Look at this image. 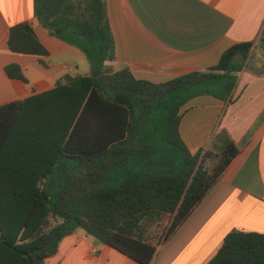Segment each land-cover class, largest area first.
Here are the masks:
<instances>
[{"label":"trees","instance_id":"trees-1","mask_svg":"<svg viewBox=\"0 0 264 264\" xmlns=\"http://www.w3.org/2000/svg\"><path fill=\"white\" fill-rule=\"evenodd\" d=\"M32 15L77 49L89 71L0 106V264H43L78 230L150 264L238 154L230 140L218 154H192L179 132L182 109L204 96L231 104L255 43L231 46L205 71L154 84L108 66L115 45L104 0H33ZM7 46L49 56L27 23L10 27ZM4 73L27 84L16 64ZM163 220L168 226L152 242L148 229ZM207 264H264V235L229 232Z\"/></svg>","mask_w":264,"mask_h":264},{"label":"crops","instance_id":"crops-1","mask_svg":"<svg viewBox=\"0 0 264 264\" xmlns=\"http://www.w3.org/2000/svg\"><path fill=\"white\" fill-rule=\"evenodd\" d=\"M114 39L113 71L128 69L137 80L160 84L205 71L231 46L254 42L237 74L232 103L197 97L182 109L180 136L194 154L212 137L222 148H238L216 184L186 221L157 247L150 264H207L231 231L264 235V0H104ZM33 0H0V106L53 88L66 74L86 75L84 56L51 37L32 15ZM27 23L49 56L15 54L7 46L10 27ZM258 48L259 61L252 60ZM82 56V57H80ZM61 57V58H60ZM71 57L76 71L59 59ZM58 64L47 65L46 59ZM45 63V67L39 64ZM18 65L26 80L9 79L7 65ZM43 264H139L78 230L65 237Z\"/></svg>","mask_w":264,"mask_h":264},{"label":"rangeland","instance_id":"rangeland-1","mask_svg":"<svg viewBox=\"0 0 264 264\" xmlns=\"http://www.w3.org/2000/svg\"><path fill=\"white\" fill-rule=\"evenodd\" d=\"M261 53L259 51L258 48L255 49V51L253 52L252 54V60H257L259 61L261 59L260 57ZM82 57V56H80ZM61 58V57H60ZM61 61V63L67 65L68 67L70 68H73L74 71L72 74H75V72L78 74H83L82 70L79 68V71H76V63H75V60L72 59L71 57H67V58H62V59H59ZM57 59L53 58V59H46L45 62L47 65H50V66H54V64H58V61ZM218 140L215 139L214 137L211 138V140H209L207 142V144L202 147L204 148L205 150L209 151L210 153H213V154H218L222 151V148H217L218 147ZM201 148V149H202ZM213 165V162H210L207 164V169L210 170L211 166ZM168 226V221L167 220H163L162 222L156 224V225H152L149 229H148V236L150 237V239L152 240V242H156L157 240H159L162 236H163V233L165 231V228Z\"/></svg>","mask_w":264,"mask_h":264}]
</instances>
